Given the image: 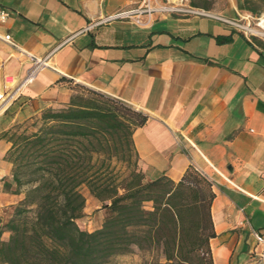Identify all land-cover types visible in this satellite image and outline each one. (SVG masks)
Returning a JSON list of instances; mask_svg holds the SVG:
<instances>
[{"label":"crops","instance_id":"obj_1","mask_svg":"<svg viewBox=\"0 0 264 264\" xmlns=\"http://www.w3.org/2000/svg\"><path fill=\"white\" fill-rule=\"evenodd\" d=\"M141 3L0 0V8L10 12L0 33H9L37 57L51 54L49 67L22 89L18 100L35 112L57 109L83 87L142 112L147 120L133 131L132 141L145 177L166 175L177 182L191 167L211 183L213 264L264 262V39H248L200 15L152 12L109 18ZM192 3L228 18L264 14V0ZM27 67L0 42V88L4 75L18 80ZM1 132L3 190L5 181L11 183L4 159L10 143ZM2 194L7 206L21 198Z\"/></svg>","mask_w":264,"mask_h":264},{"label":"trees","instance_id":"obj_2","mask_svg":"<svg viewBox=\"0 0 264 264\" xmlns=\"http://www.w3.org/2000/svg\"><path fill=\"white\" fill-rule=\"evenodd\" d=\"M146 120L118 99L79 87L66 106L42 109L33 130L3 131L11 174L3 190L22 196L0 216V264H109L136 250L152 253L145 264H213L211 183L191 167L177 182L147 179L132 141ZM112 159L125 163L124 175ZM82 186L103 211L92 231L79 225Z\"/></svg>","mask_w":264,"mask_h":264},{"label":"built area","instance_id":"obj_3","mask_svg":"<svg viewBox=\"0 0 264 264\" xmlns=\"http://www.w3.org/2000/svg\"><path fill=\"white\" fill-rule=\"evenodd\" d=\"M152 12H177L182 14H192L206 16L212 19L222 21L234 29L240 31L246 38L259 37L264 39V14L253 16L250 14L241 15L238 18H228L216 13L194 7L190 4V0H167L166 3H151V0H142L139 7L128 12H120L109 18L132 17L133 15H141L143 13L150 15ZM10 15L6 9L0 8V24L5 23ZM107 18V19H109ZM0 42L7 44L16 51L17 58L25 59L28 67L22 78L15 80L13 76L6 74L3 76V86L0 88V115H2L11 103L17 99L22 93V89L33 82L38 72L49 67L50 53L43 57H37L20 47L13 41L9 33H0ZM257 239H262L255 234ZM256 264H264L259 261Z\"/></svg>","mask_w":264,"mask_h":264},{"label":"rangeland","instance_id":"obj_4","mask_svg":"<svg viewBox=\"0 0 264 264\" xmlns=\"http://www.w3.org/2000/svg\"><path fill=\"white\" fill-rule=\"evenodd\" d=\"M167 0H160L159 3L164 4ZM19 97L15 99L11 105L7 108V110L0 115V130L5 131L13 126H19L20 129L27 128L28 131L33 130L35 128L34 121L38 118L40 111L35 112L32 110L29 104H22L20 102ZM1 132V133H2ZM111 165L114 166L115 171L119 174L124 175L127 172L125 168V163L116 161L112 159ZM11 180V179H9ZM1 182V180H0ZM81 193L85 197V217L80 220L79 225L82 229L85 230H94L99 225V221L102 219L103 211L100 209V203L94 199L90 193L88 192L85 186L81 187ZM3 190L0 187V216L6 218L9 213L8 206L5 203L6 200H3L2 194ZM20 197L22 195H19ZM91 198V199H90ZM8 233H4L2 235L3 239H6ZM152 258V253L148 251L139 252L135 251L125 256H120L112 260L109 264H138L139 262H145Z\"/></svg>","mask_w":264,"mask_h":264}]
</instances>
